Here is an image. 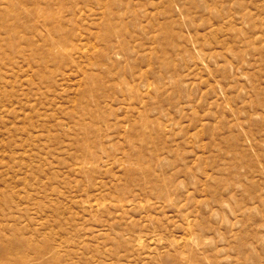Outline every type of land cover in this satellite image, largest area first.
Here are the masks:
<instances>
[{"label": "rangeland", "instance_id": "rangeland-1", "mask_svg": "<svg viewBox=\"0 0 264 264\" xmlns=\"http://www.w3.org/2000/svg\"><path fill=\"white\" fill-rule=\"evenodd\" d=\"M0 264H264V0H0Z\"/></svg>", "mask_w": 264, "mask_h": 264}]
</instances>
